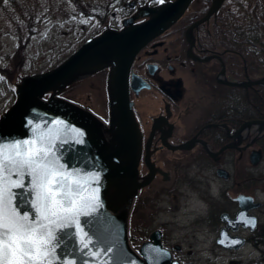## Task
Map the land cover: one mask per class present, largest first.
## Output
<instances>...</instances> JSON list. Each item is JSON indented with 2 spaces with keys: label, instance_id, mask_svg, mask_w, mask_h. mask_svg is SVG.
Segmentation results:
<instances>
[{
  "label": "flooded vegetation",
  "instance_id": "obj_1",
  "mask_svg": "<svg viewBox=\"0 0 264 264\" xmlns=\"http://www.w3.org/2000/svg\"><path fill=\"white\" fill-rule=\"evenodd\" d=\"M144 1L136 0L129 12L115 6L103 27L120 28L121 18ZM211 4L193 0L176 23L139 50L128 74L142 133L140 175H151L134 199L129 236L142 243L158 231L180 264H202L186 260L193 254L186 243L211 239L216 245L223 229L247 244L264 237V82L242 90L231 85L234 79L264 78V68L253 63L248 73L231 56L238 42L231 41L230 28L217 24L222 6L194 26ZM93 23L90 36L98 32L95 18ZM107 73L87 77L65 93L104 122ZM250 89L257 105L247 104ZM240 210V223L228 226L222 214L231 219Z\"/></svg>",
  "mask_w": 264,
  "mask_h": 264
},
{
  "label": "water",
  "instance_id": "obj_2",
  "mask_svg": "<svg viewBox=\"0 0 264 264\" xmlns=\"http://www.w3.org/2000/svg\"><path fill=\"white\" fill-rule=\"evenodd\" d=\"M191 1H162L154 6H139L131 16L122 20V29L106 28L82 43L52 69L21 76L15 84L14 102L0 115V142L5 139H27L33 136V128L48 133H54L56 128H66L56 121L57 117L67 122L63 136L67 142L60 144L57 141L60 144L59 154L65 157V163L70 168H80L89 174L100 173L99 195L103 208L99 210V217L81 216V224L88 226L86 231L114 240L116 248L108 256H113L117 249L122 250L119 257L122 261L135 260L137 264H178L168 251L161 248L158 239L152 243H144L138 253L128 244L127 226L132 200L138 190L150 180L149 176H139L142 134L129 99L128 74L137 52L174 24ZM222 2L223 0H213L206 16L194 26L206 20ZM137 18L145 20L135 23ZM105 68H109L107 125L90 111L57 96L78 79ZM258 82L261 81L244 85ZM29 119L37 123L30 126ZM40 120L46 124L39 125ZM76 129L83 130L82 137ZM80 138L84 140L83 144L76 142ZM89 179L90 176L87 175L81 177L86 188ZM29 182V178L25 177V183ZM17 191L21 192L19 200L28 198L23 189ZM21 207L28 210L24 204ZM240 214L241 211L232 220L234 223L238 222ZM103 221H107L106 226ZM63 234L62 232L61 235ZM217 243L225 248L237 249L243 245L244 239L230 237L223 229ZM108 246L111 245H104ZM58 251L63 253L64 249L60 248ZM90 258V254L76 252L78 264H84ZM108 264H115V261L108 260Z\"/></svg>",
  "mask_w": 264,
  "mask_h": 264
},
{
  "label": "snow or ice",
  "instance_id": "obj_3",
  "mask_svg": "<svg viewBox=\"0 0 264 264\" xmlns=\"http://www.w3.org/2000/svg\"><path fill=\"white\" fill-rule=\"evenodd\" d=\"M56 121L67 128L66 121L59 117ZM28 123L37 122L29 119ZM38 124L46 122L40 120ZM66 128H56L54 133L33 128V136L27 139L0 142V264H78L76 252L90 254L84 264H108V260L137 264L135 260H120L119 249L108 256L116 242L86 231L88 226L81 224V216L99 217L103 208L100 173H84L65 163L58 148L67 142L63 139ZM76 131L82 137L83 130ZM76 142L83 144L84 140ZM86 175L90 176L87 188L81 181ZM25 177L30 181L27 184ZM17 189H23L28 198L19 200L21 192ZM103 224L106 226L107 221ZM106 244L111 246L104 247Z\"/></svg>",
  "mask_w": 264,
  "mask_h": 264
},
{
  "label": "rangeland",
  "instance_id": "obj_4",
  "mask_svg": "<svg viewBox=\"0 0 264 264\" xmlns=\"http://www.w3.org/2000/svg\"><path fill=\"white\" fill-rule=\"evenodd\" d=\"M96 1L101 3L100 0ZM110 6H113V3ZM70 9L71 5L67 0H58L54 4L50 15L42 21L43 32L34 35L27 46V62L24 72H37L54 66L90 36L92 30L95 29L92 26L94 20L78 13L73 14L71 18H64L71 11ZM83 26L84 29H82ZM16 40L15 34L9 32L1 36V65L6 64L1 55L14 52ZM11 80L0 74V114L14 100V80ZM186 246L193 250L192 256L186 257V260L202 264H242L249 259L261 256L259 249L252 244H245L236 251L222 249L216 246L211 239L189 242Z\"/></svg>",
  "mask_w": 264,
  "mask_h": 264
},
{
  "label": "trees",
  "instance_id": "obj_5",
  "mask_svg": "<svg viewBox=\"0 0 264 264\" xmlns=\"http://www.w3.org/2000/svg\"><path fill=\"white\" fill-rule=\"evenodd\" d=\"M55 1L56 0H0V48L1 36L5 32L15 34L18 38L15 52L13 54L4 53L3 59L6 65H0L1 74L10 78L19 70H22L21 68L26 61V45L34 34L42 33L44 30L42 20L51 13ZM69 1L72 4L73 12L82 11L85 14H96L94 9L101 10L98 17L100 22L103 21L108 9V0L99 4L100 7H96L97 5H95L92 0ZM263 2L262 0H226L218 16L219 24L225 28H230L228 32L233 36L242 35L243 31L241 28L244 26L257 28L261 23L258 19V12L260 9L264 11ZM120 3H124V0H121ZM253 3L256 4L253 5ZM261 5L262 7H260ZM257 35L258 32L256 30L248 31V41L256 42ZM258 52L259 49L256 45V48H250L247 54H243V56L251 65L255 62L257 63L256 60L259 57L257 54ZM262 59L264 65V50ZM234 90L242 89L234 88ZM248 93L247 104L257 105L259 103V98L255 95V91L250 89ZM238 104L240 105L241 102ZM253 114L255 113L249 112V116ZM252 243L259 247L262 253L261 257L252 259L243 264H264V239L261 241H252Z\"/></svg>",
  "mask_w": 264,
  "mask_h": 264
},
{
  "label": "bare ground",
  "instance_id": "obj_6",
  "mask_svg": "<svg viewBox=\"0 0 264 264\" xmlns=\"http://www.w3.org/2000/svg\"><path fill=\"white\" fill-rule=\"evenodd\" d=\"M69 3L71 4V2L69 1ZM248 4H250V3H248ZM256 3H253V5H255ZM54 8V5H53V7H52V9ZM258 19H259V21H261V22H263L264 23V11H262L261 9L259 10V12H258ZM199 21V20H198ZM197 22V21H196ZM195 22V23H196ZM194 23V24H195ZM201 23V22H200ZM199 23V24H200ZM198 24V25H199ZM217 24H218V26L220 25L219 24V20L217 19ZM197 25V26H198ZM220 26H222V25H220ZM223 27V26H222ZM224 31H226V28L224 27ZM251 42V44L252 45H257L258 46V49H259V52L257 53L258 55H259V57H258V59H261L262 58V56H263V50H264V36H260L259 34L257 35V41L255 42V41H250ZM237 46H236V48H235V51H234V53H233V55H234V58H236V59H240V57H241V53H242V51L240 50L241 48V43L238 41V44H236ZM237 99H238V97H237ZM141 143H142V141H141Z\"/></svg>",
  "mask_w": 264,
  "mask_h": 264
}]
</instances>
